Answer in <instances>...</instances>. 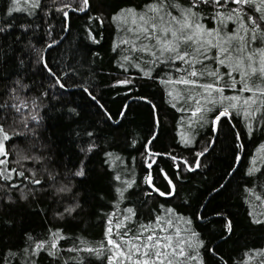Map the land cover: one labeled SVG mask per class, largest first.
Returning <instances> with one entry per match:
<instances>
[{
  "label": "snow or ice",
  "instance_id": "obj_1",
  "mask_svg": "<svg viewBox=\"0 0 264 264\" xmlns=\"http://www.w3.org/2000/svg\"><path fill=\"white\" fill-rule=\"evenodd\" d=\"M53 8L68 21L70 11L89 12L92 5L91 0H79L76 7L65 0H51L47 7L42 0H6L0 12V39L11 38L13 45L21 44L34 25L17 14L23 13L32 18L42 11L48 16ZM105 11L121 34L113 42V51L119 49L120 52L118 66L126 73L130 67H134L142 78L159 79L166 86L183 85L182 89L171 87L167 94L174 100H183L188 104L178 110L191 112L188 118L190 126L193 123H200L201 126L210 124L213 132L218 134L225 121L232 123L233 112L243 113L245 127L250 133L253 120L264 123V0H144L142 6L128 0H118L114 6L102 4L99 13L89 17L90 22L103 26L105 20L109 19ZM35 27L39 28L40 25ZM87 34L94 43L99 42L91 29ZM47 35L49 42L45 48H35L30 40L24 48L33 47L36 63L43 66L40 71H46L49 77L54 78L55 85L67 90L62 77L45 59L46 49L58 43L51 26ZM13 54L18 65L24 66L23 50L16 55L13 49ZM4 67H7V63ZM2 71L3 68H0ZM10 76L11 73L0 76V82L7 81ZM16 76L11 86L6 87L4 97L0 98V210L6 209L11 214L13 206L25 203L34 211L43 212L46 217L47 210L41 207L42 198H46L57 205L63 204L62 211H54L57 219H75L74 213L83 207L81 193L76 189L88 176L87 157L99 147L96 130L93 125L73 120L78 125L74 130V140L84 158L71 168L65 167L62 173L50 166V156L17 147L19 138L27 137L29 133L36 135V127L30 122L39 126L42 100L28 95L31 86L24 82L19 73ZM115 83L128 86L132 85L133 80L126 76ZM83 90L91 96L87 87ZM228 90L232 94H226ZM41 95L47 96V90ZM91 98L99 104L95 96ZM138 99L151 103L147 97ZM153 108L156 106L153 105ZM68 113L70 119L80 115L75 108H68ZM105 115L112 120L107 110ZM120 115L123 117L126 113L122 111ZM261 130L264 131V127ZM241 138V133H236V147L243 150L244 145L239 143ZM153 139L155 133L147 143L150 144ZM183 143L187 145L190 140L184 139ZM212 143H215L214 139ZM211 146L209 144L196 152V167L200 166L199 157L204 156ZM146 153L142 154L145 155L146 166L152 169L155 161L151 156L159 154L151 153L147 147ZM13 155L15 159L10 160L9 157ZM166 155L174 162L178 160L171 153ZM105 156L112 157L113 154L105 152ZM240 159L237 153L236 161ZM11 163L17 167H10ZM183 164L188 171L193 170V165L187 160ZM252 165H255V160ZM176 167L179 169L180 164L177 163ZM160 171L167 180L165 189L156 185L152 172L144 176V183L150 191H143V195L151 198L156 194L164 198L159 207L153 210L154 215L146 221L140 219L134 203H126L140 188L134 171L126 176L117 173L112 177L115 181L111 200L114 211L105 213L106 244H91L81 239L79 245L65 249L60 244V241L67 239L63 230L49 228L43 236L25 233L22 247L18 250L9 247L7 251L0 252V264H41L45 257L48 264H69V260L75 264H90L93 256L102 264H207L205 253L216 257V264H229V259L221 255L217 248L209 247L197 230L195 222L206 219L202 211L186 216L170 206L169 198L178 196L177 185L164 169ZM235 171L233 168L226 175L233 177ZM245 175L261 181L258 186H246L245 192L247 197L254 196L255 201L264 206V180L261 179L264 171L250 166ZM257 187L261 190L259 194ZM224 189L226 185L221 183L218 188L214 186L212 191ZM99 198L108 199V194L101 192ZM248 203L250 207H255L251 199ZM200 207L203 209L206 205ZM215 215L222 216L223 213L216 212ZM248 215L253 225L264 228V212L249 211ZM3 223L9 228L15 225L12 219ZM223 229L221 239L226 240L234 232L233 221L225 217ZM64 252L76 253V256L64 257ZM233 264H264V247L246 249Z\"/></svg>",
  "mask_w": 264,
  "mask_h": 264
},
{
  "label": "trees",
  "instance_id": "obj_2",
  "mask_svg": "<svg viewBox=\"0 0 264 264\" xmlns=\"http://www.w3.org/2000/svg\"><path fill=\"white\" fill-rule=\"evenodd\" d=\"M42 2L47 7L51 0ZM65 2L71 3L73 7L79 4V0ZM117 2L118 0H91V11H70L68 21L54 8L48 16L42 11H38V16L32 18L19 13L17 15L23 20L33 23V30L27 33L21 44L13 45L11 38L0 39V68H3L0 76L11 73L7 81L0 82V98L4 97L6 87L11 86V81L16 79V73H19L24 82L31 86L28 95L42 100V106L39 108L42 119L39 126L30 122L36 127V135L29 133L27 137L19 138L16 146L34 154L50 156V166L62 173L65 167L71 168L73 164H78L79 159L84 158L74 140V130L78 125L73 123V120L93 125L99 144L87 157L88 176L83 178V183L78 184L76 189L81 193L83 207L74 213L75 219H57L54 211H62L63 204L57 205L46 198H42L41 202V207L47 210L46 217L43 212L34 211L25 203L13 206L11 214L6 209L0 210V252L7 251L9 247L18 250L24 244L25 233L43 236L49 228L63 230L67 239L60 241V244L65 249L73 247L74 244L79 245L81 239L91 244H106L105 213L114 211L111 200L112 185L115 181L112 177L117 173L126 176L134 171L140 188L135 190V195L126 203H134L140 219L146 221L154 215L153 210L159 207L164 198L156 194L151 198L143 195V191H150L144 183V176L152 172L156 185L165 189L168 186L167 180L160 171L164 169L177 185L178 196L169 198L170 206L176 207L186 216L202 211L206 219L195 222L197 230L201 232L209 247L217 248L221 255L229 259V264H233L242 257L246 249L264 247V228L253 225L248 215L249 211L264 212V206L255 201L254 196L247 197L245 192L246 186H258L261 182L254 176H246L245 172L250 166L259 167L264 171V131L261 130L264 123L253 120L250 133L245 127L243 113L233 112L232 123L225 121V126L218 134L213 132L210 124L201 126L200 123H193L190 126L188 118L191 117V112L178 110L188 104L183 100H174L167 94L171 87L182 89L183 85L166 86L161 84L159 79L142 78L134 67H130L127 73L124 72L117 63L119 49L113 51V42L118 40L121 34L111 22L109 13H104L109 19L105 20L103 26L89 20L90 16L99 13L102 4L114 6ZM128 2L142 6L144 0ZM5 4L6 0H0V12ZM35 25L40 27L36 28ZM49 26L58 43L50 49L47 48L44 56L47 63L62 77L68 86L67 90L55 85L54 78L49 77L46 71H40L43 66L36 63L33 47L24 48L29 40L35 48H45L49 42ZM88 29L93 31L98 43L88 37ZM13 49L16 55L23 50L26 60L24 66L18 65ZM5 63L7 67H4ZM126 76L133 80L132 85H116L117 80ZM50 84L53 86L50 87ZM84 87L88 88L91 96L84 92ZM45 90L48 95L42 96ZM226 94H232L231 90ZM92 96L96 97L99 104L91 98ZM138 97H147L151 103ZM173 104H176V107H173ZM153 105L156 106L155 109ZM68 108H75L80 113L79 117L70 119ZM105 110L111 114L112 120H108ZM122 111L126 113L123 117L120 115ZM238 132L242 135L239 143L244 145L243 150L236 147ZM153 133L155 139L149 144L147 142ZM184 139L190 140V143L185 145ZM213 139L215 143H212ZM209 144L212 146L204 156L199 157L200 166L196 167V152ZM146 147L151 153L159 154L151 156L155 161L152 169L146 166ZM105 152H111L113 156L106 157ZM167 153L177 156L178 160L174 162ZM237 153L241 157L239 162L236 161ZM9 159L14 160L15 156ZM185 160L193 165L192 171H188L184 166ZM253 160L255 165H252ZM177 163L180 164L179 169L176 167ZM10 167L17 165L11 163ZM233 168L236 169L233 177L227 176L226 173ZM261 179L264 180V177ZM221 183L226 185V189L213 192V187L218 188ZM101 192L107 193L108 199L101 200ZM260 192L257 187V193ZM249 199L254 202V208L249 206ZM201 205L206 207L201 209ZM216 212L223 215L216 216ZM225 217L233 221L234 232L230 238L222 240ZM7 219L15 221L14 227L9 228L3 223ZM63 255L74 257L76 253L64 252ZM205 258L207 264L217 262V258L212 257L211 253H205ZM41 264H48V258L45 257ZM69 264L75 262L69 260ZM90 264H102V261L93 256Z\"/></svg>",
  "mask_w": 264,
  "mask_h": 264
},
{
  "label": "water",
  "instance_id": "obj_3",
  "mask_svg": "<svg viewBox=\"0 0 264 264\" xmlns=\"http://www.w3.org/2000/svg\"><path fill=\"white\" fill-rule=\"evenodd\" d=\"M84 13V12H83ZM83 13H80V14H83ZM52 48V47H51ZM48 49H50V48H48ZM155 156V155H154Z\"/></svg>",
  "mask_w": 264,
  "mask_h": 264
}]
</instances>
